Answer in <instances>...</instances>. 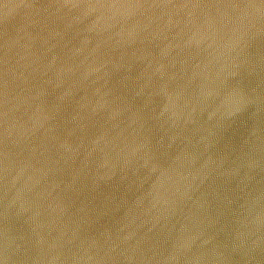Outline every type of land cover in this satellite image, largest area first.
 <instances>
[{
  "label": "water",
  "instance_id": "1",
  "mask_svg": "<svg viewBox=\"0 0 264 264\" xmlns=\"http://www.w3.org/2000/svg\"><path fill=\"white\" fill-rule=\"evenodd\" d=\"M0 264H264V0H0Z\"/></svg>",
  "mask_w": 264,
  "mask_h": 264
}]
</instances>
